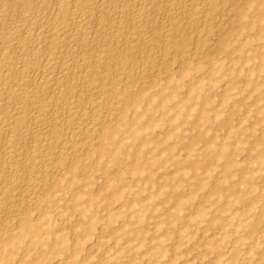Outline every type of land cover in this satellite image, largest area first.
Returning <instances> with one entry per match:
<instances>
[{
  "label": "rangeland",
  "instance_id": "374dc122",
  "mask_svg": "<svg viewBox=\"0 0 264 264\" xmlns=\"http://www.w3.org/2000/svg\"><path fill=\"white\" fill-rule=\"evenodd\" d=\"M17 1L15 3L19 5L16 7L18 13H15L14 17H7V20L6 18L0 20L2 28L9 30L18 26L22 22H18L19 18L16 16L22 13L28 14L20 7L21 0ZM49 1H46L49 3L47 6L44 0H41L40 4L37 2L36 5L40 7L37 6L39 10L34 11L37 14L40 10L44 13L48 8L45 12L46 17L43 13H39V16L31 13L36 20L40 16L43 17L38 20V29L36 26L32 29L27 24L19 25L23 31L22 33L20 31L22 38L34 40L42 35L44 39L50 37L48 33L51 32L47 28L43 27L44 30L40 28L41 22L44 26V23L52 24L57 18L55 15L58 1L51 0V3ZM53 2L57 3L56 6L53 5L54 9L49 7ZM2 4L1 11L5 8V3ZM2 4L0 3V6ZM42 5L45 8L41 7ZM105 10L99 12L96 9L94 13L97 12V15L93 17L95 19L107 17L109 10L107 9V12ZM48 11L53 13L52 16H49L51 12ZM100 13H103L102 16ZM244 13V25L224 19L221 27L213 29L210 36L205 38L208 40L211 37L212 40H208L209 45L207 40L206 44L203 42L204 37L197 41L196 34H189L190 50L186 48L188 52L190 51L188 55L192 58L191 50L194 51L195 47L202 46L203 49L200 48V51L205 53L206 58L204 56L199 59L192 58L193 61L191 59L189 63L186 62L185 66L181 64L178 56H173L175 59L168 57L172 58L168 61L167 58L163 60L159 56L163 48L159 45H155L159 46V49L149 47L148 50L151 52L157 49L154 55L144 49H141L144 50L141 53L140 50L136 51L135 59L139 57L137 61H144L146 64V60L151 64L152 58L154 60L157 54L158 57L149 65L152 68L147 64L146 69L149 68V72L147 70L133 72L136 77L143 73L146 81L143 80L144 84L133 87L137 96L133 98L131 104H127L130 107L126 105L127 108H124L119 121L107 113L117 107L114 104L110 105L111 110H95L94 115L86 112L74 125L76 128L72 126L71 132L68 130L69 134L65 132L69 129L64 122L66 120L60 118V122L55 121L57 117L52 113L44 116L55 121V131L61 132L62 129L61 138L64 135L69 137L68 135L73 132V135L71 134L73 137L70 138L75 139L74 143L79 141L78 144L71 145L72 150L70 144H67L64 147L60 145L54 148L55 151L58 149L64 153L72 151L78 159L74 158L72 162L69 158H65L57 174L56 172L46 174L48 176L45 181L44 178L43 181L37 180L35 185H30V188L22 187L24 185L22 180L28 176L27 174L23 173L17 177L26 197L15 194L16 196L9 198L5 205L0 204L3 206L0 207L2 212L0 218H7L4 221L6 226L0 232V264L20 262V264H264L263 1L248 0ZM45 18L52 22L46 23L48 21ZM94 18L91 20L92 23L89 21L90 24H87V27H90H86V32L91 38L94 37L92 31H95V35H101L100 29L103 31L107 26L106 23H102L103 28L98 24L95 25ZM16 21L18 24L14 23ZM6 22L7 25L11 23L8 26L1 24ZM105 30L102 32L105 37L115 35V30L112 31L109 27ZM39 31H42L41 35L37 33ZM60 33L61 40L64 36L62 31ZM29 34L32 35L28 36ZM91 38L89 37V41ZM222 39L224 42L220 43L222 46H218V51L213 49L211 41H222ZM17 52L14 54L19 59L22 52L20 50ZM148 56L151 59L144 60ZM78 66L76 65L74 69L77 72L80 67ZM155 66L156 68H153ZM28 72L31 73L32 70ZM40 72H37L40 76L37 80L39 83L36 81L37 84L41 83ZM77 72L74 76H69L70 79L64 80L62 86L67 87L72 84L71 86L76 87L74 82H79V87L77 86L76 89L81 92V75L78 77ZM29 73L27 75L36 80L35 75L38 74L32 72L31 76ZM126 77L119 75L111 81L109 79L106 84L112 87V83L115 82L114 89H123L125 83L129 82V78ZM125 78L127 82H121ZM109 82H112L111 85L108 84ZM29 88L30 86L27 87ZM49 92L50 97L56 93L55 90ZM8 111L9 113L13 111L11 106ZM114 111L111 113L113 114ZM26 122L27 124L24 125ZM28 122L31 123L32 120L27 119L19 125L20 128L17 127L20 129V135L23 136H20L21 140L27 143L33 142V134H36L35 137L39 141H34L42 145L36 144V146L34 142H31V145L24 143L25 146L22 144L21 151L28 145L31 147L28 146L29 150L23 151L24 154L35 149V146L40 149L43 146L42 155L46 153L47 156L48 151L50 153L54 151L52 148L49 150L46 148L49 139L44 141V138H49L51 128L33 122L30 125ZM47 128L50 130L49 133ZM73 128L77 131H73ZM28 129L33 131L31 136L26 134ZM80 140L84 141L81 143ZM0 141L3 144H0L1 162L3 158L10 159L12 154L6 152L7 155L4 156L5 141ZM44 148L48 151L46 152ZM5 159L0 166V175L5 171L2 177L0 176L4 180L3 185L0 183V191L3 190L0 192L1 199L6 189H16L18 184V181L10 183L13 180L12 169L4 164ZM7 159L6 161H9ZM70 163L74 164L70 166ZM63 168L65 170L62 172ZM58 173L60 177L57 178ZM5 175L6 177H3ZM52 175H55V182ZM8 182L11 186L7 184ZM12 184H15L14 187ZM34 186H37L36 189ZM31 187L34 189L32 190ZM27 195L31 199L27 198ZM23 200L25 203L22 202ZM4 206L9 207L10 210ZM12 207L14 210L11 211ZM17 208H25L27 212L18 214ZM31 209L33 212L30 211ZM15 212L19 216H16ZM11 214L15 215V217L12 215L13 219L9 218ZM15 224L19 225L15 226ZM29 225L35 226L36 232L31 230L28 238H21ZM12 237H15V241L10 244V253L6 257L2 242Z\"/></svg>",
  "mask_w": 264,
  "mask_h": 264
},
{
  "label": "bare ground",
  "instance_id": "6f19581e",
  "mask_svg": "<svg viewBox=\"0 0 264 264\" xmlns=\"http://www.w3.org/2000/svg\"><path fill=\"white\" fill-rule=\"evenodd\" d=\"M18 1L20 2V0H18ZM34 1L35 0H21V2H20L21 6L20 7L23 9L24 12H26L28 14L30 13V14L29 15L28 14L23 15V13H22L19 16H16L19 18V19L17 18L18 19L17 21L20 23L22 22L21 24H19L20 26L22 24H25V25L27 24L32 29H34L33 26H36L38 29V27H39L38 26L39 25L38 20H39V18L42 19L43 17L41 18V16H40L38 18V20H36L34 16L38 15L39 13L42 14L43 12H41V10L38 14L36 12H34L36 9H38L40 7V6L36 5V3L39 1L36 0L37 1L36 3ZM46 1L47 0H44L45 3H46ZM52 1H55V0H52ZM57 1H58V8L56 10V15H55V17L57 16V18H55L56 20L52 19L53 20L52 24H46L45 25V23H44V26H43V22H41L42 24L40 25V26H42L40 28H42V29H43V27L47 28V30L49 32H51V34L48 33V36H50V37L49 38L47 37V39H46V37L44 39L43 35L37 37L34 40H33V38H32V40H30L29 38H28L29 40L25 39L26 37L22 38V34H21L23 32L21 29L22 27L20 28L19 25L15 26V24H14V23H17V21L12 23V24H14L15 27L14 28L11 27V28H13V29L10 28L11 30L10 29L8 30L6 28L4 29V27L2 28V26H0V140L5 141L4 142V144H5L4 145V150H5L4 154L6 152L12 154V156H10V159H7L9 157L6 158L9 161H6L5 158H3L2 161L5 159L6 163L4 161V164L9 165V167H11V169H12L13 180H11L10 183H12V182L15 183L18 181L16 189L15 188L6 189V186H5L4 189H6V191H4L5 193H3L2 199L0 197V201H1L0 204L4 203V205H5L7 200L15 194H17L18 196H21V197L24 196L25 191L22 187H26V188L29 187L30 188V185L31 184L35 185V182H37V180L38 181H43V180L45 181L46 176H48L46 174H50V172L51 173L56 172V174H57V171L59 172L60 166H62V162L64 161L65 158L66 159L69 158L70 161H72V159L74 160V158L78 159V158H76L77 157L76 154L72 151L70 153L69 152L64 153V152L60 151L59 149H58V151H55L54 148H57L60 145H62L64 147V145L70 144L69 147L71 148V145L74 143V140H75V139L74 140L71 139L73 137L72 136L73 132L70 133V135L72 134L71 136L68 135L69 137H66L64 135V137L61 138L62 136L60 137V133L62 132V129H61L62 127L61 128L59 127L61 129V132L55 131L54 130V128H55L54 122L55 121L60 122V118L66 120V121H64V120H61V121H64L65 123H67L66 127L69 128V129H66L67 131H65L67 134L69 132L68 130H70V132H71L70 128L72 126H74L77 123V121H79V119L86 112H88V114L89 113L93 114L95 112V110H100V109L102 111L103 110L107 111L109 109L110 105H112V104L117 106L115 109H112V110H111V108L109 109L112 112L115 110L114 113L112 114L111 111L107 112V113L109 114V116L111 114L113 119L116 118L119 121L120 117L123 115L124 108L125 107L127 108V106H129L127 104H131L133 98L135 96H137L135 94L137 92H134L135 88L133 89V87L138 85V84H141V83L144 84V81H146L145 77L143 76L144 75L143 73L139 72L141 74L138 75L137 77H136L135 73L137 72V70H139V71L147 70L148 71L149 68H152L149 65H151L153 63V61L158 57V54H157L156 55L157 57L154 60L152 58L153 61L152 60L150 61L151 64H148V60H146L148 66H149V68L146 69V67H148L146 62L137 61L139 58L137 56L138 53H136V56L138 58H137V60L135 59L134 54L136 51L140 50V53H141L144 50L145 51L148 50L149 47L150 48L151 47L158 48L159 46H161L163 49H162L161 53L159 54V56L162 57L163 60L167 58L166 60L168 61L169 59H172V58L175 59L173 56H178V57H180L181 64L185 66V63L186 62L189 63L192 58L193 59L203 58V56L205 54L204 52L200 51V48L203 49L202 46L200 48H198V47L194 48V46H195L194 44L197 42H195L193 40L195 42L194 43L191 41L194 45L193 46L194 51L191 50L193 52V53L191 52L193 54V56L191 55L192 56V58H191L188 55V53H190V51L189 52L187 51V49H189L188 45L190 42V39H188L189 34L190 35L196 34L197 38H198V39H196L197 41H199V38L201 40L202 37H204L203 42H205V44H206L207 39H205V38H208V36H210L209 34L211 33V31L213 29H215L216 27L218 28L219 26L221 27L223 25L222 21L224 19L228 20V22L231 21V22L237 23L239 25H244V23H243V18L245 17L244 12H245L246 7L248 6V0H57ZM99 1H100V3H99ZM262 1L264 3V0H262ZM2 2L5 3V6H4L5 8L2 9V11L0 10V20H3L4 18H6V20H7V17H9V18L11 16L14 17V15H16L15 13H18L16 7L19 5H17L14 2V0H2V1L0 0L1 4H2ZM40 2H41V0H40ZM40 2L38 4H40ZM55 3L56 2H53V4L49 7L53 8L54 7L53 5H55ZM47 4H49V3H46L45 6H47ZM43 5L41 7L45 8ZM56 5H57V3H56ZM37 6H38V8H37ZM0 7L2 8L3 4ZM20 7H18L19 8L18 10L21 11ZM47 9H45V10L47 11ZM96 9L99 12H101L104 9H106V10L108 9L109 10V11L107 10L108 14L105 13L108 16L107 17L102 16L103 13L102 14L100 13L102 17L99 18V13H98L97 17L99 19L96 18L97 19L96 20L93 17L97 13V12L94 13V11ZM42 11H44V10H42ZM51 11H52V9H51ZM45 12L43 13V14H45V15H43L44 17H46V14H47ZM50 12L48 11V13H50ZM31 13H33L34 16ZM35 13H36V15H35ZM52 14L53 13L51 12L49 16H52ZM159 14L162 17H160ZM50 18H52V17H50ZM50 18H49V20H50ZM93 18L95 19V22H96L95 25L98 24L101 27L102 23H106L107 28L109 27L112 31L115 30L114 31L115 35L110 36V37H108V36L105 37L104 35H102V32L106 31L105 30L106 27L103 28V26H102L101 28L104 29L103 31H102V29H100L102 36L101 35H95V31H92L91 34L94 32V34H93L94 37L91 38L90 34L88 35L86 32V27H87V24L89 23V21L91 22V20H93ZM45 19H46V21H48L47 18H45ZM51 22L48 21L46 23H51ZM7 23L8 22H6V24L5 23H1V24L7 25ZM10 23L11 22H9V24ZM39 23H40V21H39ZM251 24H252V22H251ZM91 25L93 26V24H91ZM89 27H87V28H89ZM227 28H229V27H227ZM243 29H244V27H243ZM23 30H24V28H23ZM28 30L30 31V28ZM87 30H89V29H87ZM90 30H95V29H90ZM97 30H98V27H97ZM259 30H258V32H259ZM20 31H21V33H20ZM35 31H36V28H35ZM42 31L41 32L39 31L40 33L39 32H37V33L41 35ZM60 31H62V35L64 36V38H62L61 40H60V34H61ZM47 32H45V33H47ZM96 32H99V31H96ZM114 32H113V34H114ZM108 33L112 35V33H110V32H108ZM105 34H107V32ZM31 35L32 34H29L28 36H31ZM228 35H229V33H228ZM33 36H34V34H33ZM46 36H47V34H46ZM88 36L91 38L90 39L91 41H89ZM194 37H193V39H194ZM210 39H211V37H210ZM210 39H208V40L210 41ZM214 39H216V38H214ZM223 39H225V38L223 37ZM223 39H222V41L221 40H216L213 42L211 41L212 48L217 49V51H218V46L220 45V43L224 42ZM208 40H207V42H208ZM203 42H200V43H203ZM99 43L101 44V48H100ZM225 43H226V41H225ZM155 45H159V46L156 47ZM200 45L201 44H199V46ZM208 45H209V42H208ZM102 46H103V49H102ZM191 46H192V44H191ZM220 46H222V45H220ZM170 47L174 48V50H170L171 49ZM141 49H144V50L141 51ZM221 49H222V47H221ZM18 50H20L22 52L20 54L21 60H20V58L17 59L15 54H14ZM154 50L156 51L157 49H154ZM219 51H220V49H219ZM149 52H151V51H149ZM154 52H151V53H153V55H154ZM140 53H139V55H140ZM145 53H143V54H145ZM149 55H151V54H149ZM213 56H215V55H213ZM168 57H172V58H168ZM204 57L206 58V56H204ZM149 58H150V56L145 57L144 60L149 59ZM193 59H192V61H193ZM178 61H179V59H178ZM76 65L80 66V67L78 66L79 67L78 72L76 70H74ZM155 65H156V62H155ZM152 66H154V64ZM153 68H156V66ZM28 70L29 71L32 70L33 73H35L34 71H36V73L41 71L40 73L42 74V76L40 78V81H41L40 84L36 83V81L38 80V77H40L39 74L37 73L38 75H35L37 77L36 80L32 79V77L30 78L27 75V73H29ZM135 70H136V72L134 73L135 74V76H134L133 72ZM32 72L29 73L31 76H32ZM76 72L79 73L78 77H80V75H81V77H80L81 78V81H80L81 92H79L76 89L79 82L78 83L74 82V84L76 83V85H77L76 87H75V85L71 86L72 84L70 85V83H69L70 86H67V87L62 86L63 85L62 82L66 79L67 80L70 79L68 77L69 76L71 77V75L74 76V74ZM148 72H147V74H148ZM153 74H155V73H153ZM119 75H121V76L126 75L127 76L126 78L127 79L129 78V82H127L126 78L124 80H121V82L122 81L127 82V83H125L124 88L120 89V90L114 89L113 84L115 82L114 83L109 82L108 84L112 83V85L110 84L112 87H110L109 85H108L109 86L108 87L106 82L109 79H110L109 81L115 79V77H117ZM130 77H131V79H130ZM149 77H150V75H149ZM73 80H75V79L73 78ZM73 80H72V82H73ZM78 81H79V79H78ZM66 83H67V81H66ZM117 85H119V84H117ZM29 86H30V88L27 89V87H29ZM49 90H55L56 91V93L52 94L53 97L49 96V94L51 92V91L49 92ZM74 99H75V102H74ZM113 100H115V102ZM73 102L75 104H73ZM10 106L12 107L13 111L9 113L8 110H9ZM47 113H48V115H49V113H52L53 116L55 115L57 117V118L55 117L56 118L55 121H53V119H50V118L48 119L47 116L46 117L48 120L46 118H44V116ZM51 118H54V117H51ZM27 119H29V120L31 119L33 124L34 123L35 124H42V125L44 124L45 126H48L49 129L51 128L50 129L51 132L47 128L48 129L47 133L50 132L49 138L45 139L43 136L42 137L44 138V141L49 139L48 140L49 145H48V147L46 145V148L48 150L50 148H52V149H54L55 152L51 151V153H50L46 148H44L46 150V152L48 151V153H47V156H46V153H44V155H42L43 150L41 151V149H43V146L41 149H40V147L39 148L36 147L37 146L36 144H40V143H36V141H34V140H37V141H39V140L35 137L36 134H33V137L36 138V139L33 138V142L36 145L35 146L36 150L33 148V150L31 149V151H27V153L24 154L25 152H23V151L29 150L28 146L31 145L30 143L32 141L27 143V141L24 140L25 142H23V140H21L20 136L21 137H23V136H22V134L20 135V133H19L20 132L19 131L20 130L19 125L21 123H23L24 121H26ZM31 123H29V124L31 125ZM26 124H27V122L24 125H26ZM82 124H83V122H82ZM115 124H117V123H115ZM62 125H64V124H62ZM35 126H37V125H35ZM45 126H43V127H45ZM104 126H102V127H104ZM17 127H19V128H17ZM74 128H76V127L74 126ZM74 128L72 130L77 131L76 129L74 130ZM85 128H86V126H85ZM23 131L24 130H22V133H23ZM63 132H64V130H63ZM153 132H155V131H153ZM32 133H33V131L31 129H28L26 131L27 135L31 136ZM41 134H43V132ZM79 134H80V132H79ZM98 134L100 135V133H98ZM23 135H24V133H23ZM74 136L76 137L77 134ZM98 138H97V140H98ZM23 139H26V138H23ZM84 139L86 140L85 136H84ZM92 140H91V142H92ZM28 141H30V140H28ZM82 141H84V140H82ZM82 141H81V143H82ZM0 142H2V141H0ZM24 143H27L29 145L24 148L25 150L21 151L23 149L22 144H24ZM78 143H79V141H78ZM78 143H74V144H78ZM98 144H100V143H98ZM1 145H3V144H1ZM40 145H42V144H40ZM24 146H25V144H24ZM30 147L31 146H29V148ZM63 147L61 149H63ZM94 147H96V146H94ZM38 149H40V150H38ZM72 149L73 148H71L70 150H72ZM70 150L67 149V151H70ZM28 152H31V153L28 154ZM84 152H86V151L84 150ZM7 153L4 156H6ZM10 154H8V156ZM84 154L87 155V153H83V155ZM2 156L3 155L1 154V157ZM80 156H79V158H80ZM45 157H46V159H44ZM47 157H48V159H47ZM1 162H0V166L3 163V162L2 163ZM76 162H77V160H76ZM71 164L72 163H70L69 165L72 166L74 163L72 165ZM62 170L64 171L65 169L63 168V169H61V171ZM68 171H69V168H68ZM68 171H65V173H68ZM4 173H5V171H4ZM4 173H2V174H4ZM23 173L27 174L28 176L27 177L25 176V178H23V180L21 179L22 182H24L23 183L24 185H22V187H21V184H19V180L17 179V177L20 176V174L22 175ZM62 174H64V173H62ZM58 175H59V173H58ZM54 176L55 175H52L53 181H54ZM1 177H0V183H2V185H3L4 180H2ZM3 177H6V175ZM58 177H60V175L57 176V178ZM51 180H52V178H51ZM10 183L8 182L7 184L9 185ZM48 183L50 184V182H48ZM42 184H43V182H42ZM14 185H13V187H14ZM52 185L54 186L53 183H52ZM10 186H11V184H10ZM10 186H8V187H10ZM35 187H37V186H34V188ZM34 188H32V190ZM44 188L45 187H43V189ZM49 189H50V187H49ZM44 190L46 191V188ZM0 192H3V190ZM30 193H31V191H30ZM47 193H48V189H47ZM43 195H45V194H43ZM31 196H32V193H31ZM25 197H26V195H25ZM27 198H30V196L27 195ZM2 200H3V202H2ZM19 201H21V199ZM26 201H27V199H26ZM15 202H17V201H15ZM15 202H14V204H15ZM22 202L25 203V200H23ZM24 203H21V205ZM9 205H11V204H9ZM6 206H8V205L6 204ZM6 206H4V207L6 208ZM0 207H3V206L0 205ZM18 207H19V205H18ZM25 207H27V206H25ZM8 208H6V209L10 210V208L9 209ZM28 208H30V207H28ZM6 209L3 208V211H5ZM12 209H13V207L11 208V211H12ZM14 209H15V205H14ZM32 210L33 209H31L30 211H32ZM17 211H18V214H20V213L25 214L24 212L26 211V209L25 208H23V209L17 208ZM5 212L7 213V211H5ZM9 213H11V212L9 211ZM15 213H16V216H19V215H17V212H15ZM1 214H2V212L0 213V215ZM12 215L13 214H11V217H9V218L13 219V216L15 217V215H13V216ZM1 217H2V215H1ZM37 217H38V214H37ZM6 219L7 218H5V219L0 218V232H1V229L6 226V224H5L6 222H4V221H6ZM12 219H10V220L12 221ZM17 225H19V224H17ZM17 225L15 224V226H17ZM29 226L30 227L22 234V236H20L21 238L27 237L28 234L31 233L30 232L31 230L34 233L36 232L35 226H33V225H29ZM42 226L43 225H41V227ZM15 230H16V228H15ZM2 232H4V231H2ZM14 241H15V237H12V238L8 239L7 241L3 240L2 248H3V252H4L6 257L9 256V253H10L9 246ZM55 242H56V240H55ZM88 246H90V245H88Z\"/></svg>",
  "mask_w": 264,
  "mask_h": 264
}]
</instances>
